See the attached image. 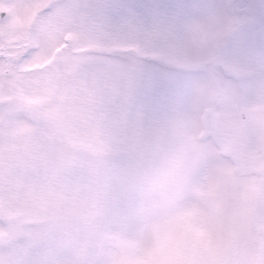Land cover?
Here are the masks:
<instances>
[{
  "label": "rangeland",
  "instance_id": "1",
  "mask_svg": "<svg viewBox=\"0 0 264 264\" xmlns=\"http://www.w3.org/2000/svg\"><path fill=\"white\" fill-rule=\"evenodd\" d=\"M44 1L0 44L26 40ZM55 5L12 82L26 100L0 101V264H144L151 218L172 205L230 218V264H264L261 0ZM67 31L81 51L52 57Z\"/></svg>",
  "mask_w": 264,
  "mask_h": 264
},
{
  "label": "clouds",
  "instance_id": "2",
  "mask_svg": "<svg viewBox=\"0 0 264 264\" xmlns=\"http://www.w3.org/2000/svg\"><path fill=\"white\" fill-rule=\"evenodd\" d=\"M207 218L202 234L190 225ZM156 224L150 247L140 253L144 264H230L231 252L220 244L230 227V218L215 209H200L193 217L184 215L178 205L157 210L151 218Z\"/></svg>",
  "mask_w": 264,
  "mask_h": 264
},
{
  "label": "flooded vegetation",
  "instance_id": "3",
  "mask_svg": "<svg viewBox=\"0 0 264 264\" xmlns=\"http://www.w3.org/2000/svg\"><path fill=\"white\" fill-rule=\"evenodd\" d=\"M56 2H58V0H46V1H44L42 3V6L35 12V14L29 16V19L26 21L27 24L25 22L22 24V27H21L22 30H20V31L22 32L23 30H25L26 40H24V41L22 40L20 45L9 44V43L7 44V42H8L7 40H5L6 43L0 44V59L4 58V57L7 58L10 62V65H11L9 67L7 66V67H1L0 68V75H2V78H0V93H1L0 94V101L1 100H16L17 98L21 99L22 101L26 100L25 98L22 99V97H21L24 94V92H22V91L18 92L14 88L13 83L14 82L16 83V81H17V79L15 78V75L19 71L25 70L24 72H27L29 69H31L33 67V66H31V67L23 66L21 64V58L24 55H30L32 53V47L34 46V44L36 42L35 35H32V33H36V31L40 25V21L41 22L43 21L44 13L48 12L50 10H53L54 8L52 6L55 5ZM261 3L263 4L264 0H261ZM4 15H5V12L0 11V17H3ZM15 29H17V28H15ZM2 34L3 33L0 31V36H2ZM235 34H236V31H234L233 35H235ZM20 36H23V34H21ZM67 36H68V41L66 40ZM74 36H75L74 33L67 31L63 35V38L66 41V43H61L60 48H58L57 51H55V53L52 55V57L53 56L55 57L58 54L60 55V52H62L67 47H68V49H72L76 52L81 51V48L77 47V39L75 38L76 36L75 37ZM230 39H231V35L229 37V40ZM17 49H18V51H17ZM90 51L97 52L98 49L96 47H92L89 50V52ZM104 52L108 53L109 50L108 49L104 50ZM46 58H48V59L44 60L41 63H38L34 66H36L37 69H41V70H42V68L49 66L50 63L52 62V59H49V56H47ZM230 62H232V61H230ZM1 80L4 83L3 86H1ZM9 87H11L10 91H9ZM2 93L6 94V95H3ZM36 96H40V95H36ZM244 110H245L244 112L248 113V115H250V116L252 115V112L250 109L246 108ZM213 115H215V114H213ZM8 117H10V115H8ZM8 127L10 128L11 125ZM259 167L261 169H263V162L261 160L258 161V166L256 167V169ZM259 206H261L263 208L264 205L262 203V205L259 204Z\"/></svg>",
  "mask_w": 264,
  "mask_h": 264
},
{
  "label": "snow or ice",
  "instance_id": "4",
  "mask_svg": "<svg viewBox=\"0 0 264 264\" xmlns=\"http://www.w3.org/2000/svg\"><path fill=\"white\" fill-rule=\"evenodd\" d=\"M32 7V0H0V11L5 12V15L0 17V28L7 29L14 23L17 15L27 14ZM52 7L55 9L59 6L53 5ZM32 35L36 36L37 41L40 40L38 31Z\"/></svg>",
  "mask_w": 264,
  "mask_h": 264
}]
</instances>
